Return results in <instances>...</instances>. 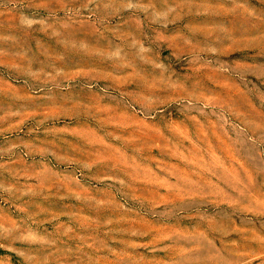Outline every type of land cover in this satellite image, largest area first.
I'll list each match as a JSON object with an SVG mask.
<instances>
[{
    "label": "rangeland",
    "instance_id": "374dc122",
    "mask_svg": "<svg viewBox=\"0 0 264 264\" xmlns=\"http://www.w3.org/2000/svg\"><path fill=\"white\" fill-rule=\"evenodd\" d=\"M0 264H264V0H0Z\"/></svg>",
    "mask_w": 264,
    "mask_h": 264
}]
</instances>
